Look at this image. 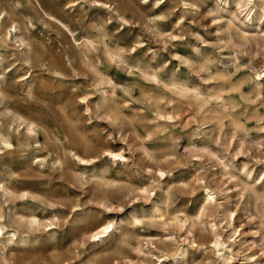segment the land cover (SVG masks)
<instances>
[{
  "label": "rangeland",
  "instance_id": "rangeland-1",
  "mask_svg": "<svg viewBox=\"0 0 264 264\" xmlns=\"http://www.w3.org/2000/svg\"><path fill=\"white\" fill-rule=\"evenodd\" d=\"M0 21V264H264V0H0Z\"/></svg>",
  "mask_w": 264,
  "mask_h": 264
},
{
  "label": "bare ground",
  "instance_id": "bare-ground-1",
  "mask_svg": "<svg viewBox=\"0 0 264 264\" xmlns=\"http://www.w3.org/2000/svg\"><path fill=\"white\" fill-rule=\"evenodd\" d=\"M241 3V2H240ZM43 10H44V8H43ZM45 11V10H44ZM45 13L50 17V18H52V20L53 21H55V22H57L58 24H60L64 29H65V31H67L69 34H70V36L74 39V41H76L77 39H76V33H75V30H73L70 26H69V24L67 23V22H65L64 20H62L60 17H58V16H56L55 14H53V13H50L49 11L47 12V11H45ZM1 22V21H0ZM60 25H59V27H60ZM13 26V25H12ZM61 27V28H62ZM61 28H60V30H61ZM62 28V29H63ZM63 29V30H64ZM63 32V31H62ZM245 34V33H244ZM80 49H81V47H80ZM1 89V88H0ZM104 92H106L107 93V89L106 88H103L102 89ZM2 91V90H1ZM200 94V93H199ZM201 103V102H200ZM172 118H173V116H171ZM28 127H30V126H28ZM1 132V131H0ZM0 143L2 144L1 146H2V148H0V150H2L4 147H9V148H11V147H13L14 146V143H13V141L12 140H10L8 137H5V136H0ZM108 152V154L110 155V156H112L113 158H117V157H121L122 159L124 158L123 157V155L122 154H120V153H115V152H113V151H111V150H108L107 151ZM76 156H77V158L79 159V160H81V161H86L84 158H82L80 155H77L76 154ZM207 189H206V192H207V195H208V198H209V200H214L215 199V197H214V192L209 188V187H206ZM103 223V222H102ZM119 223V222H118ZM118 223H114V222H111V220L110 221H107V222H105V223H103V224H101L100 226H96L95 227V229L94 230H92V232L90 233V237H92L94 240H99V239H103V237H105V236H110L111 234H112V232L113 231H115V229H118V226H117V224ZM213 226L215 227L216 226V224L214 223L213 224ZM217 228V227H216ZM5 231H6V229H5V224L3 223V222H0V235H3V234H5ZM12 235H14V236H16V232H12ZM214 237H215V239L212 241V244H213V246L214 247H216L217 248V250L218 251H221L222 250V245L223 246H226V248H228V250L230 251V248L231 247H229L228 246V244H226V241L223 239V237H222V235L220 234V232H218L217 230H215V232H214ZM199 246V245H198ZM200 246H203V244L202 245H200ZM200 246H199V248H200ZM183 250H180V252L178 253V255L177 256H179L180 258L183 256ZM226 253L225 252H222L221 253V257L223 258V260H227L228 262H229V256H227L226 257ZM4 264H11V263H9V262H4ZM255 264V263H254Z\"/></svg>",
  "mask_w": 264,
  "mask_h": 264
}]
</instances>
